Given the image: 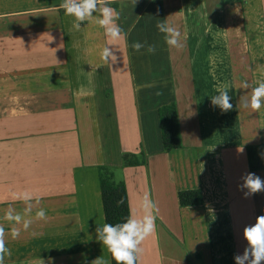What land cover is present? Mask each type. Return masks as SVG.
Listing matches in <instances>:
<instances>
[{"label": "crops", "instance_id": "1", "mask_svg": "<svg viewBox=\"0 0 264 264\" xmlns=\"http://www.w3.org/2000/svg\"><path fill=\"white\" fill-rule=\"evenodd\" d=\"M61 3L0 0L5 264H112L95 239L105 223L99 166L125 182L131 214L143 215L145 196L156 205L138 264H235L244 226L264 215V193L245 199L237 189L246 171L264 178V108L241 106L264 81V0H112L123 29L115 41L98 13L76 30ZM159 20L181 32L182 47L164 44ZM106 46L116 60L102 59ZM225 84L233 108L223 113L210 97ZM171 103L181 147L165 152L158 110ZM141 153L145 165L122 168L125 154ZM190 190L202 204L181 207L179 193ZM24 191L33 194L27 230L4 219L9 208L24 213L15 198ZM39 208L47 219H36Z\"/></svg>", "mask_w": 264, "mask_h": 264}, {"label": "clouds", "instance_id": "2", "mask_svg": "<svg viewBox=\"0 0 264 264\" xmlns=\"http://www.w3.org/2000/svg\"><path fill=\"white\" fill-rule=\"evenodd\" d=\"M112 0H62L59 9H63L65 15L74 17L73 27L76 30L81 28V23L89 21L98 13L96 23L104 30L106 37L110 41L118 40L123 35V29L118 21L120 13L109 5ZM137 0H133L135 5ZM59 9H53L54 11ZM159 33L162 34L164 44L169 47H182L181 32L168 25L165 20H159L156 24ZM136 52L145 48V43L139 41L132 44ZM147 52L155 53L156 45H147ZM102 59L106 62L117 59L113 48L106 46L101 53ZM228 85L225 84L216 89L217 95L210 97L211 104L218 107L221 112L231 111L233 104L231 96L228 94ZM241 87L248 89L249 84L245 81ZM241 106L251 108L253 111H260L264 108V81H260L257 86L251 89V96L244 97L241 100ZM242 151V150H241ZM261 159L264 160V152L260 153ZM241 183L237 184V189L243 193V198L248 199L255 194L264 193V178L253 172H244L240 176ZM16 199L22 200L26 204L24 213H18L13 208H9L5 213L4 219L12 224H22L23 229L27 230L32 224V219L27 218L33 210V194L29 191L15 195ZM39 201L37 200V203ZM118 203L122 204L123 200ZM142 216L129 214L123 222L103 223L97 225L95 229V239L103 244L110 253L115 264H138L140 256L143 253L141 247L143 241L155 231V203L145 196L140 202ZM36 219H47L46 210L39 208L35 213ZM12 238H18L20 230L16 227L11 228ZM6 232L0 224V264H5V257L11 255V250L6 246ZM243 240L246 242L242 252L235 253L233 256L235 264H264V215L257 216L254 223L244 226L242 230ZM92 264H106L102 258H96Z\"/></svg>", "mask_w": 264, "mask_h": 264}, {"label": "trees", "instance_id": "3", "mask_svg": "<svg viewBox=\"0 0 264 264\" xmlns=\"http://www.w3.org/2000/svg\"><path fill=\"white\" fill-rule=\"evenodd\" d=\"M236 1L241 0H221L223 4H229ZM158 115L160 120L163 150L165 152H170L174 149L180 148L181 137L176 104L171 103L161 106L158 110ZM145 164L146 157L144 153H141L140 156H137L136 154H125L123 156L122 168ZM98 173L105 222L113 224L123 222V220L130 214L129 199L125 182L115 180L114 168L99 166ZM121 200H123V203H118ZM179 202L181 207L200 205L203 202L201 192L199 190L182 191L179 193ZM111 263L115 264L112 257Z\"/></svg>", "mask_w": 264, "mask_h": 264}, {"label": "rangeland", "instance_id": "4", "mask_svg": "<svg viewBox=\"0 0 264 264\" xmlns=\"http://www.w3.org/2000/svg\"><path fill=\"white\" fill-rule=\"evenodd\" d=\"M114 175H115V170H114ZM116 180V179H115Z\"/></svg>", "mask_w": 264, "mask_h": 264}]
</instances>
